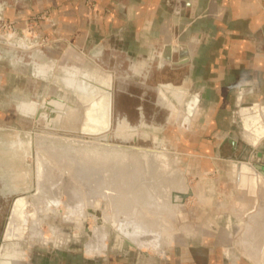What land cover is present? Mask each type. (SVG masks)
Here are the masks:
<instances>
[{
    "label": "rangeland",
    "instance_id": "rangeland-1",
    "mask_svg": "<svg viewBox=\"0 0 264 264\" xmlns=\"http://www.w3.org/2000/svg\"><path fill=\"white\" fill-rule=\"evenodd\" d=\"M256 1L259 5L263 4L260 0ZM49 17L50 14L38 13L22 20L0 14V74L5 76V85L0 89L1 264H4V258H7L4 255L5 250L14 244L15 246L19 244L16 246L18 253L14 255L10 250L9 253L13 255L10 264H161L171 256L155 253V249L152 248L155 247V241L161 243L160 250L169 246L182 247L183 242L199 246L202 243L200 236L197 234L190 237L187 233L198 229L207 216L210 218L217 216L219 210L221 211L219 207L221 203L230 204L246 192L238 189L236 174L233 172L229 157L255 164L259 159L258 152L264 155V141L253 145L246 138L240 121L231 126L226 122L219 123L218 128L210 127L204 125V119L200 121L198 114L193 118L192 125L187 126L183 123L184 120L188 122L185 119L187 115L177 119L176 113H172L170 108L160 103L157 91L161 85L168 83L183 87L184 83L189 81L183 77V73L165 70L156 72L155 75L154 66L146 78L135 74L131 71L133 63L129 59L141 61L145 57L140 56L141 53L147 52L135 46L115 48L117 52H111L114 54L107 63L99 60L94 62L93 55L98 48L93 46L76 48L68 45L71 43L69 40L67 42L64 40L65 44L61 46L59 40L55 38L57 35L50 34L51 37L41 35L39 26ZM22 22L25 26L19 27ZM257 36L259 35L257 34L254 40L256 55L264 60V46ZM9 51L12 55L10 58L7 56ZM75 51H78L80 57L75 56L77 55ZM42 53L44 56L41 57ZM104 54L110 55L109 50ZM119 54L126 55L128 60L120 64ZM13 59H16L15 65L11 63ZM38 64L48 66L53 64V67H49L47 74H42L47 76L43 77L36 73ZM81 64L97 78L92 79L97 89L95 88L96 91L90 96L69 88L64 81L68 76L65 68ZM105 78H111L110 81H104L108 82L107 84L102 82ZM192 82L199 86L198 79H193ZM110 89L112 94L107 96L111 106L108 114L109 123H105L104 126L101 119L95 118L91 108L94 107V102L99 101L97 111H101L105 96L101 93L109 94ZM52 96L62 98L67 104L70 103L71 107L66 111L65 108L61 110L56 106L47 108L45 100L51 99ZM169 97L179 111L183 114L189 113L185 104L194 95L186 98L184 102L172 99L170 95ZM30 100L38 102L39 107L32 113H24L21 111V104ZM205 114L208 116L209 110ZM202 116L204 118V115ZM120 121L127 122L128 125L119 126ZM37 135L57 140L73 137L76 140H86L85 143L89 142L87 140H94L115 144L116 149L127 150L128 154L136 155L140 161L143 160L141 148L159 150L169 163L165 175L168 177L167 181L171 185L174 182L185 183L187 189L185 193H181L187 194L186 198L181 196L178 211L174 213L165 211L169 214L170 223L162 217L163 212L155 225V213H148L150 211L148 209L142 223L135 224L130 220V224L127 223L128 226L124 229L129 234H141V238L138 239H142V242L138 243L136 249L125 247L122 238L124 231L118 232L111 225L112 222L104 220L105 211L112 210V213L114 211L110 203L99 199L102 206L93 207L85 206L84 201L79 202L76 199L77 207L65 206L73 191H78V197L86 196L88 193L86 191L90 188L84 183V179L77 178V181L71 174L58 168L56 170L61 172V178L58 177V182H54L53 168L49 160L44 158L42 161H47L45 165L48 166L42 167L41 173H38L35 144ZM232 139L237 141L236 146ZM206 140L211 142L206 143ZM91 145H95L94 148L90 147L91 149H97L96 147L103 144ZM105 146L110 148L108 145ZM152 160L154 162V159ZM164 162L163 159L159 160V164L164 165ZM247 177L248 180L239 185L256 188V176ZM38 186L41 190L47 189L52 196L57 188L60 191L64 190L58 198L60 204L54 206L46 204L41 198L39 200L35 198ZM63 186L67 188L64 189ZM74 208L86 211V216L79 214L75 216ZM120 217V221L125 220L123 214ZM162 222L165 223L164 226L160 225ZM105 230L107 236L104 238L103 247L100 246L102 250L88 251L90 244L104 235ZM166 230L169 232L164 237L155 238L157 235L155 231L161 233ZM16 231L18 237L14 234ZM171 234H175V240L167 245L166 239L173 240L172 236H169ZM49 237L52 239L47 241Z\"/></svg>",
    "mask_w": 264,
    "mask_h": 264
},
{
    "label": "crops",
    "instance_id": "crops-1",
    "mask_svg": "<svg viewBox=\"0 0 264 264\" xmlns=\"http://www.w3.org/2000/svg\"><path fill=\"white\" fill-rule=\"evenodd\" d=\"M260 1L262 5L256 0H0V14L22 20L33 14H50L39 26L41 35H57L55 38L61 46L65 44L64 40H69L68 45L76 48H98L93 55L94 62L111 61L114 54L111 52H117V47L135 46L146 50L140 55L145 56L141 61L129 59L133 63L132 72L146 78L155 66V75L170 70L183 73V77L189 79L183 87L168 83L157 90L160 103L176 113L177 119L187 115L188 122L184 120L183 123L190 126L199 114L200 121L204 119V125L210 127L226 122L231 126L240 121L252 144L262 135L259 144L264 138L261 134L264 130V60L256 55L254 40L258 34L264 46V0ZM24 26V22L19 24V27ZM107 50L110 55L104 54ZM7 53L9 58L12 57L10 51ZM76 53L74 55L80 57L78 51ZM15 55L14 52V58ZM118 56L120 64L128 60L124 54ZM11 63L15 65L16 59ZM174 64L180 66L175 68ZM49 67L53 64L36 65L37 75L47 76L42 74ZM65 70L67 77L70 76L64 78L69 88L85 96L94 94L97 87L92 79L97 78L84 68V64L67 66ZM4 79L5 76L0 74V89L5 85ZM110 79L105 78L102 82ZM193 79L199 80V86L193 84ZM101 94L105 95L103 108L97 111L99 101H96L91 111L105 126L109 123L111 110L107 96L112 94V89L109 94ZM168 94L183 102L194 95L185 104L189 113L179 111ZM196 99L198 102L193 110ZM32 102L35 101H23L21 111L32 113ZM123 124L128 125L120 121L119 126ZM231 141L237 145L235 139ZM208 142L211 141L206 140ZM163 160L164 171H167L169 163L165 158ZM236 182L238 189L246 192L230 204L221 203L217 216H207L198 229L187 233L190 237L200 236L202 243L199 246L183 242L182 247L169 246L160 250L161 243L155 241V247L152 246L155 253L171 256L161 264H264V187L240 186L237 176ZM173 185L169 184L166 191H161L170 194L171 205L167 211L172 213L177 210L173 208L176 206L173 198L176 183ZM184 186L183 191L187 189L186 184ZM133 203L129 206L136 205ZM165 211L162 217L170 223ZM159 216L155 212V225ZM168 232L155 231V238L164 237ZM169 236L173 240L166 239L167 245L176 237L175 234ZM124 239L123 245L130 247Z\"/></svg>",
    "mask_w": 264,
    "mask_h": 264
},
{
    "label": "bare ground",
    "instance_id": "bare-ground-1",
    "mask_svg": "<svg viewBox=\"0 0 264 264\" xmlns=\"http://www.w3.org/2000/svg\"><path fill=\"white\" fill-rule=\"evenodd\" d=\"M197 102L198 100L193 103L194 105L193 110H195V105L197 104ZM48 103L49 104H47V100H45V105L47 106V108L49 107L53 108L56 106L60 108L61 110L62 108L63 109L65 108L66 110L70 105V103L67 104L65 100H63L62 98L58 96H56L54 99H50ZM38 107H39L38 102H32V107H31L32 112ZM263 131L261 132V134L262 133L264 134ZM261 136L262 135H259L258 139L256 138L253 141V144H257ZM35 137H36L35 144H36L37 154H38L37 159H36L37 161L36 170L38 171L39 174L41 173L42 167L45 168L46 166H48V165H45L47 161L45 162L42 161L43 158L48 159L50 166L53 168V174L55 175L53 179L54 182H58V179H59L58 177H60L61 175V172L58 170H62V171L65 170V172H68L69 174L73 176L72 177L73 179L74 177L76 180L77 178L84 179V183L88 185L90 188L89 190L86 189L87 190L86 192L88 193L84 197H78L79 196L77 193L78 191L76 192L73 191L74 193L72 192V195L70 194L71 197L68 199L69 202L68 201L66 203L64 202L66 207L71 208L70 206L72 205L76 206L75 202L77 201L79 202L84 201L85 206H89V205H92L93 207L95 206L97 207L99 205L102 206L101 200L99 201V199H102L105 202L110 203V206L114 208L113 213H112V210L110 212L108 211L104 212V220L107 222H112L113 224L111 225H113L114 228L118 232L119 231L123 232V230H125L124 227L128 226L127 223L130 224L132 220L135 222V224L142 223L144 221L145 213L148 212L146 211V209L150 210L148 213L153 214L157 212L158 215L162 214L165 210L170 209V207H168L171 204L170 194H167V192L166 193L161 192L165 190L166 188H168L170 183L166 179L168 177L165 176L166 171H164V167H163L164 165H162V163L159 164V160L163 159L162 154L161 152H159V150H146V149L141 148L140 149V151L142 150L141 158H143V160L140 161V159H138L136 155L128 154L127 150L116 149L115 147L117 146H115V144H106L104 142H96L94 140H87L89 142L85 143L84 141L86 140H81V139L76 140L75 138H68V137H67L68 139L58 138L59 140L50 139L47 136L37 135ZM62 137H65V136H62ZM70 139H73V140H70ZM94 143L103 144V145L102 146L99 145L98 147H96L97 149H91L90 147L94 148L95 145H91ZM105 145H108L110 148L106 147ZM119 147H123V146H119ZM123 154L125 156H123ZM151 159H154V162H156L155 166H154L153 160L151 161ZM231 162L233 164L232 165L233 172L234 174H236L237 181L240 185L242 184V182H245L246 180H248L247 176H250V178L251 176H256V179H257L256 187H258V185L264 187V174L262 172L257 171L254 166H252L250 163L245 162V161H236L232 159ZM38 178H39V181L41 182V179L39 176ZM184 184L185 183H182L180 186V184L177 182L176 185L178 186L175 185L176 195H174L173 198H174V203H176V206H174L173 208H176L177 211L179 210L178 203L181 201L180 200L181 196L187 195V194L181 193V192H184L183 191L185 188ZM67 186L66 187L63 186L62 188L65 189L67 188ZM78 186H76V188ZM62 191H60L57 188L54 196H52L49 194V192H47V189L44 188L41 190V187L38 186V188L36 187V192L38 193L36 194L37 196L35 198H37L38 200L39 198H41V200L45 202L46 204L57 206V204H60L58 198H59V195H61L60 193H62ZM133 201L136 202L135 203L136 205L129 206V204H134ZM161 203L165 205H161ZM45 206H48V205H45ZM75 211H73L74 212L73 214H75V216L76 214L84 215V216H86L87 214L86 211H79L78 209H75ZM174 211L176 210L174 209ZM70 214H72V212ZM121 214L124 215L125 220L123 219L120 221L119 218H121L120 217ZM152 224H151V227H152ZM160 225L164 226L165 223L162 222ZM14 227L15 226L13 224V228ZM139 229L141 228L139 227ZM17 232L18 231L14 232V234ZM12 233H13V230H12ZM14 234H13V237L15 235L17 237L19 236L17 234L15 235ZM38 236L40 237L41 235H38ZM106 236H107V232L105 230L104 235L98 238L96 242L93 241V243L90 244L88 251L100 252L102 250L100 246L102 245L103 247V245L105 244L104 238ZM122 238H125L126 240L125 239L124 240L128 242V245L133 248H138V243L142 242L141 241L142 239L139 240L141 238V234L133 235V234L127 233V231L123 232ZM51 239L52 238L49 237L47 238V241H50ZM16 246L14 244V245L7 247V249L5 250V254H4L7 258H4L5 260L4 264H10L12 262L10 259L13 255L10 254L9 252L11 250V252L14 255L18 253Z\"/></svg>",
    "mask_w": 264,
    "mask_h": 264
},
{
    "label": "water",
    "instance_id": "water-1",
    "mask_svg": "<svg viewBox=\"0 0 264 264\" xmlns=\"http://www.w3.org/2000/svg\"><path fill=\"white\" fill-rule=\"evenodd\" d=\"M169 55V54H168ZM180 66V64H174V67L176 68V67H179ZM56 96H52V98L51 99H54ZM50 99H48L47 100V104H49L48 103V101H49ZM73 138V137H72ZM264 141V140H263ZM258 157H259V159L256 161V163L255 164H252V163H250V162H248V163H250L252 166H254L255 167V169L257 170V171H260V172H262L263 174H264V155H263V153L262 152H258ZM230 158V160L232 161V159L233 160H236V161H243V160H239L238 158H236V157H229ZM245 162H247V161H245ZM233 165V164H232ZM184 198H186V195L185 196H183Z\"/></svg>",
    "mask_w": 264,
    "mask_h": 264
},
{
    "label": "flooded vegetation",
    "instance_id": "flooded-vegetation-1",
    "mask_svg": "<svg viewBox=\"0 0 264 264\" xmlns=\"http://www.w3.org/2000/svg\"><path fill=\"white\" fill-rule=\"evenodd\" d=\"M0 260L2 261L1 256H0ZM0 264H1V262H0Z\"/></svg>",
    "mask_w": 264,
    "mask_h": 264
}]
</instances>
